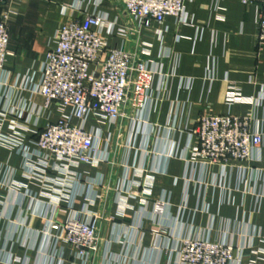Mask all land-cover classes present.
<instances>
[{
	"label": "crops",
	"instance_id": "1",
	"mask_svg": "<svg viewBox=\"0 0 264 264\" xmlns=\"http://www.w3.org/2000/svg\"><path fill=\"white\" fill-rule=\"evenodd\" d=\"M121 6V0H0V19L10 17L11 55L3 76L17 87L34 72L38 81L50 43L68 21L97 13L121 25ZM258 10L257 0H185L182 21L167 18L129 42L112 39V46L132 51L138 42L150 44L147 60L159 74L152 111L135 120L130 115L117 127L94 121L87 126L99 129L98 166L81 165L73 177L38 167L29 131L22 132L28 153L0 147V264H83L72 248L64 255L54 247L47 232L57 226L52 233L60 235L69 220L86 221L93 214L101 216V245L90 264H182L178 250L194 238L232 244L237 258L231 264H264V48L257 44ZM238 94L246 102H232ZM33 102L44 107L41 97ZM204 114L252 116L253 131L263 136L253 160L227 167L193 163L195 129ZM59 118L53 104L42 110L39 123ZM15 119H5L4 132ZM37 120L19 122L36 130ZM55 187L66 195L59 209L44 197Z\"/></svg>",
	"mask_w": 264,
	"mask_h": 264
},
{
	"label": "built area",
	"instance_id": "2",
	"mask_svg": "<svg viewBox=\"0 0 264 264\" xmlns=\"http://www.w3.org/2000/svg\"><path fill=\"white\" fill-rule=\"evenodd\" d=\"M259 3L257 20V44L264 48V0ZM126 15L123 23L111 21L109 15L92 14L83 19L68 21L52 39L39 71L25 77L21 84L10 85L9 76L4 77L10 52V17L0 19V147L28 153L23 131L34 137L38 167L55 168L73 177L81 165L101 164L96 159L95 146L99 129L87 130L91 121L98 125L117 127L125 119L135 120L152 111L155 81L158 72L147 60L151 45L138 42L135 51L112 46L111 40L119 38L130 41L132 35L142 31L153 32L167 18L182 21L185 15V0H121ZM120 19V18H119ZM133 25V28L131 27ZM157 34L160 32L157 30ZM25 92L28 98L13 97L14 92ZM41 97L44 107L33 99ZM234 103L246 102L238 95ZM56 104L60 118L57 123H39L42 110ZM42 108V109H41ZM15 116L4 132L5 119ZM31 116L38 120L36 130H30ZM24 120L27 125L20 123ZM252 116H214L204 114L195 129L196 144L190 160L196 164L221 165L245 163L253 160L254 150L263 142V136L252 129ZM101 136V135H100ZM31 179L39 180L31 175ZM75 179V176H74ZM77 179V177H76ZM55 185L64 186L58 180ZM4 185V184H1ZM14 186V189H20ZM44 197L54 200L56 209L66 200L63 190L55 187ZM100 200V199H98ZM97 200V201H98ZM101 216L93 214L88 220L71 219L60 226V235H54L51 226L47 234L54 239V247L64 255L72 248L83 264H90L99 253ZM62 243V245L60 244ZM236 248L232 244L211 242L205 238L183 241L177 258L182 264H231L236 260ZM243 249L237 254L243 255ZM62 254V255H63Z\"/></svg>",
	"mask_w": 264,
	"mask_h": 264
}]
</instances>
